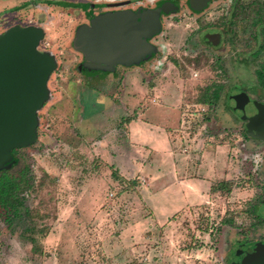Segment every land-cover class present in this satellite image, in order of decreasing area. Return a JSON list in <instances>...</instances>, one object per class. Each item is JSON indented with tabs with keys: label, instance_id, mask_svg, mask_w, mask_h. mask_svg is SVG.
<instances>
[{
	"label": "rangeland",
	"instance_id": "obj_1",
	"mask_svg": "<svg viewBox=\"0 0 264 264\" xmlns=\"http://www.w3.org/2000/svg\"><path fill=\"white\" fill-rule=\"evenodd\" d=\"M178 1L179 11L149 39L151 56L105 67L90 65L74 48L78 27L88 21L32 0H0V35L38 27L44 34L39 49L56 63L37 112L36 139L5 169L15 174L26 167L31 187L22 195L29 214L9 226L0 211V264H227L229 249L240 242L264 245V134L247 131V119L229 98L240 89L264 104L257 82L264 49L252 53L264 46V32L258 44L251 25L234 26L233 44L206 47L211 9L192 14L186 0ZM226 4L214 5L226 12ZM226 22L214 20L213 27ZM214 85L221 88L218 100L201 107L198 99ZM160 91L179 114L170 145L183 167L177 184L185 187L171 180V163L162 167L155 201L163 203V223L147 204V182L136 174L149 152L138 143L129 147L124 121L153 104L143 96Z\"/></svg>",
	"mask_w": 264,
	"mask_h": 264
},
{
	"label": "water",
	"instance_id": "obj_2",
	"mask_svg": "<svg viewBox=\"0 0 264 264\" xmlns=\"http://www.w3.org/2000/svg\"><path fill=\"white\" fill-rule=\"evenodd\" d=\"M208 0H190L201 10ZM164 6L163 12L169 8ZM160 10L133 15L126 11L102 14L89 26H81L74 39V48L90 65L132 66L151 56L155 50L147 42L161 31ZM43 31L36 27H12L0 35V167L12 160L11 150L27 147L36 139L37 112L48 98L47 83L56 68L55 59L38 50ZM219 35L208 38L210 46L219 44ZM234 110L247 119V131L264 134V104L253 103V112L246 115L249 98L233 97ZM243 264H264V245L256 246Z\"/></svg>",
	"mask_w": 264,
	"mask_h": 264
},
{
	"label": "flooded vegetation",
	"instance_id": "obj_3",
	"mask_svg": "<svg viewBox=\"0 0 264 264\" xmlns=\"http://www.w3.org/2000/svg\"><path fill=\"white\" fill-rule=\"evenodd\" d=\"M216 1L218 0H208L207 5L203 9L195 10L190 4V0H186V9L192 14H200L206 9H211L209 17L213 21L211 24L212 26L210 28V32L205 34V36H203L204 44L206 47H209V48L218 47L223 42V40L227 41L228 43L233 44L234 31L232 28L234 26H244L245 25V21H239L236 23H232V20H233L232 16L234 14L235 6L240 4L244 8L249 4V2H252L253 0H250L249 2H246L245 0H229L228 2L227 0L228 5L226 4L227 5L226 12H223L224 11L223 7L220 8V6L214 5ZM178 2H179L178 0H149V1L141 0L138 2L135 0H109V1H106V0H32L31 4H34L35 6L42 5L47 8L50 6H57L60 9H63V11H66V16L68 18L74 17L75 19L80 18V20L84 19L88 21L86 24H83L82 26H85V25L89 26L91 21L94 18L102 14H107V13L114 14V13H122V12L129 11L133 13V15H136V14H141L145 11L160 10L159 19H160L161 30H162L164 19L179 11L180 6ZM259 2L264 4V0H259ZM135 3L138 4L137 7L134 6ZM166 5H167L166 8H169L168 13L163 12V8ZM68 15H71V16H68ZM217 19L227 21L226 24L223 26V28H221V30L219 29L216 30V28L213 27L214 20H217ZM39 23H41V20L39 21ZM27 27H34V26L31 25ZM80 27L81 26H79L78 29ZM262 29L263 27H261V25L254 26V34H251L252 38L253 37L256 38V39L254 38L253 39L255 41L257 40L256 42L258 44H259L258 38L261 35ZM238 33H240L239 35L244 33L243 36H245L246 34L245 30L240 31V29L238 30ZM215 34L219 35L220 44L218 46H210L208 44V38L209 36L215 35ZM147 42L151 44L149 40H147ZM261 45L262 43L259 44V47L257 48L258 50H261ZM38 50L43 52L42 50L39 49V47H38ZM262 52L263 50L261 51V53ZM262 63L263 62L260 61V65ZM242 92L244 91L238 89L237 91L233 92L229 98L233 100L234 96L240 95ZM233 103L235 105V102ZM248 239H251V238H248ZM251 241L252 240H246V241H243L242 243L240 242L236 250L229 249L227 253V258L229 259V262L227 264H243V261L246 260V258L254 252V247H252V244H249ZM255 241H259V240L256 239ZM259 242L264 243V238L260 240ZM242 245H247V246L244 249H241Z\"/></svg>",
	"mask_w": 264,
	"mask_h": 264
},
{
	"label": "crops",
	"instance_id": "obj_4",
	"mask_svg": "<svg viewBox=\"0 0 264 264\" xmlns=\"http://www.w3.org/2000/svg\"><path fill=\"white\" fill-rule=\"evenodd\" d=\"M142 99L144 101L149 99L153 104L143 109L140 114L134 112L131 118H125L127 119V122H125L127 123V139L130 145L129 147H134L135 144L138 143L140 146H144L149 152L150 161L148 163L146 162L143 166L144 168L141 171L138 170L136 174L144 177V181L147 182L144 192L147 194V204L151 208L157 222L163 223L168 218L164 216L166 215L165 213H162L164 215L159 213L162 212L161 206H163V203L160 204L155 201L160 198L162 191V189L159 188L161 186V179L158 178V176L162 175L160 173L164 172L162 167H165L168 162L171 163V166H169L167 170V172L173 174L170 177L171 180L177 188H185L177 184L178 180L182 179L180 174L183 167L179 164L180 162L176 163V160L174 161L176 154L172 151L173 148H171L170 145V131L173 126L175 127L178 123L179 114L177 110L172 108V104H170L169 108L168 101L171 100V98L170 96L165 97L164 93L161 91L160 94H155L153 97L145 95ZM120 175L125 178L122 174ZM193 189L195 190V188ZM188 191L190 193L189 198H194L196 194L192 192L193 190L190 188ZM189 198L188 200H190ZM180 209L173 212L169 211V213H175ZM160 216L163 217L164 220L162 219V221H159L158 217L161 218Z\"/></svg>",
	"mask_w": 264,
	"mask_h": 264
},
{
	"label": "trees",
	"instance_id": "obj_5",
	"mask_svg": "<svg viewBox=\"0 0 264 264\" xmlns=\"http://www.w3.org/2000/svg\"><path fill=\"white\" fill-rule=\"evenodd\" d=\"M232 19V23L245 21V24H250L253 28L254 26L261 25V27H263L262 32H264V4L260 3L259 0H253L252 2H249V4L244 8L240 4L236 5ZM263 49L264 46H261V50L256 49L252 53L254 56H258ZM259 74L260 76L258 83L260 86H264L261 81L262 78L264 79V62L260 65ZM220 89L221 88L219 85H214L213 87L207 88L205 93L202 94L201 98L198 99L197 103L203 108L206 106H209L210 108L218 100ZM241 94L245 93L242 92ZM232 101L235 102L234 100ZM250 103L252 104L254 102L250 100ZM124 121L127 122V119H124ZM24 148L25 147H21L11 150V162L7 163L3 167H0V211L4 215L5 221L9 223V226L13 225L19 219L21 220L24 215L29 214V211L25 207L23 200L24 198L22 196L23 192L31 187L29 170L24 167L15 174L5 170L18 163L15 154L17 150ZM129 181H131L130 183L132 185L135 184L134 181ZM29 242L33 244L35 240L33 238H29Z\"/></svg>",
	"mask_w": 264,
	"mask_h": 264
}]
</instances>
